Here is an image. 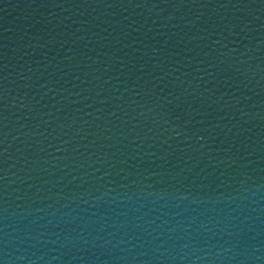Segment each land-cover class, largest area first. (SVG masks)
<instances>
[{
	"label": "water",
	"instance_id": "water-1",
	"mask_svg": "<svg viewBox=\"0 0 264 264\" xmlns=\"http://www.w3.org/2000/svg\"><path fill=\"white\" fill-rule=\"evenodd\" d=\"M0 264H264V0H0Z\"/></svg>",
	"mask_w": 264,
	"mask_h": 264
}]
</instances>
